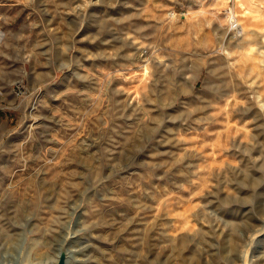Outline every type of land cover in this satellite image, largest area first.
Wrapping results in <instances>:
<instances>
[{"label":"rangeland","instance_id":"rangeland-1","mask_svg":"<svg viewBox=\"0 0 264 264\" xmlns=\"http://www.w3.org/2000/svg\"><path fill=\"white\" fill-rule=\"evenodd\" d=\"M0 26V254L32 231L29 260L52 255L44 234L78 203L87 264L246 249L264 209V0H0Z\"/></svg>","mask_w":264,"mask_h":264},{"label":"bare ground","instance_id":"bare-ground-1","mask_svg":"<svg viewBox=\"0 0 264 264\" xmlns=\"http://www.w3.org/2000/svg\"><path fill=\"white\" fill-rule=\"evenodd\" d=\"M78 204L72 205L70 210H68V213L73 217L69 219L67 226H63L64 228L62 227L63 228L62 230H60L58 232L55 231L56 235H55L54 240L47 238V236H46L47 234H44L45 235L44 236V239H45L44 243H46L48 245H53V243L55 242V247H53L54 250H53L52 255H50L48 257L47 256L43 257L42 253H41V256L39 257L41 259L40 262L36 263V262L30 261L29 260L30 254L35 250L36 247H39L41 240L38 241L36 239H30L29 234L32 231H24V232H21L20 234H18L17 239L19 240V245L16 248H13L12 252L9 251L10 253H5V255H4V253L0 254L2 256V258H4L3 260H0V264H14L18 261V259H21L24 263L47 264V263H45V261L47 260L49 262L48 264H56L57 259H58V254L62 250V248L65 249L66 254H67V264H87V262H88L87 247H88V245L84 242V240L82 238H80L81 235L83 234V232L85 231L86 227H85L84 223H82L83 221L81 222L80 218H82L83 213L79 209L80 204L79 205ZM245 205L247 206L249 204H247V202H245ZM161 210H162L161 208H158L157 211L155 212L156 219L160 215ZM244 210L245 209H243V212H244ZM245 215L248 216L249 214L246 213ZM248 220H249V218H248ZM258 221H259V223L257 225H255L253 228H248V230L246 231L247 238H248V244L246 247H244L246 249L242 250L241 251L242 253H240L236 258L230 257V258L226 259V263L229 262V264H235V260H238V263L240 261V264H250L251 261H252L251 264H257L255 262V259H253L254 257H252V254L257 252V250H258L257 245L260 244L264 238V209H263L262 213H260ZM135 223H136V227H135V229H133L136 232V234H135L136 236H134V238H136V239H134L135 242L138 241L139 239H143V241L145 240V242H146V240H147L150 243L152 241L151 237H154L157 235L154 233L148 234L149 228L147 226L150 223L146 222L144 224V227H141L142 222L140 223L139 227L137 226L138 222H135ZM251 223H253V222H251ZM78 225H79V228L77 229ZM151 225L154 226L155 223H151ZM170 227L174 228L176 226L174 224H172V225H170ZM68 228H69V232H68V234H66V232H67L66 230ZM151 229H153V227ZM81 231H83V232H81ZM130 232H132L131 229H130ZM142 233H143V235L141 236L140 234H142ZM170 237L172 240L175 239L174 234L173 235L170 234ZM138 247H140V245H138ZM253 256L257 257L256 254ZM251 257H252V260H251Z\"/></svg>","mask_w":264,"mask_h":264},{"label":"built area","instance_id":"built-area-1","mask_svg":"<svg viewBox=\"0 0 264 264\" xmlns=\"http://www.w3.org/2000/svg\"><path fill=\"white\" fill-rule=\"evenodd\" d=\"M235 13H229V25H228V31L229 33H231L233 36L238 35L239 32L242 31V26L241 24L238 23V21H236L235 17H234ZM237 15V14H235ZM237 17L239 18V16L237 15ZM227 31V32H228ZM3 36V28L0 26V37Z\"/></svg>","mask_w":264,"mask_h":264},{"label":"water","instance_id":"water-1","mask_svg":"<svg viewBox=\"0 0 264 264\" xmlns=\"http://www.w3.org/2000/svg\"><path fill=\"white\" fill-rule=\"evenodd\" d=\"M14 264H32V263H24L21 259ZM56 264H67V254L64 248L59 252L58 259Z\"/></svg>","mask_w":264,"mask_h":264}]
</instances>
